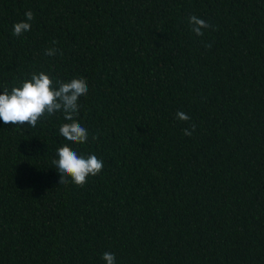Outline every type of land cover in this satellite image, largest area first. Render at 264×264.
<instances>
[{
	"label": "trees",
	"instance_id": "16d2710c",
	"mask_svg": "<svg viewBox=\"0 0 264 264\" xmlns=\"http://www.w3.org/2000/svg\"><path fill=\"white\" fill-rule=\"evenodd\" d=\"M41 71L87 81L88 140L0 121V264H264V0H0V94ZM65 144L104 163L83 187Z\"/></svg>",
	"mask_w": 264,
	"mask_h": 264
},
{
	"label": "clouds",
	"instance_id": "9594fccd",
	"mask_svg": "<svg viewBox=\"0 0 264 264\" xmlns=\"http://www.w3.org/2000/svg\"><path fill=\"white\" fill-rule=\"evenodd\" d=\"M35 18L31 10L26 11L25 19L13 25V35L21 36L31 30V21ZM191 31L198 36L204 35V29L213 27L207 21L196 15L188 18ZM53 43H56L55 41ZM210 48L211 44H205ZM62 51L52 47L45 51L46 56H55ZM89 88L84 78H73L65 82L53 80V78L41 71L33 72L30 79L22 82L21 86H15L10 91L7 87L0 94V121L5 125H21L35 128L42 117L52 116L57 112H63L64 119L70 121L63 123L59 133L71 143L84 144L88 140V130L74 118L79 111V98L88 94ZM176 118L180 121H189L190 115L183 111H177ZM195 125L191 129L185 128L186 136L192 135ZM95 138V137H93ZM56 159L52 164L61 176L59 184L69 183V178L77 187H83L89 176L100 174L104 163L95 154L87 156L79 155L69 144L57 149ZM102 259L106 264H116L115 254L105 252Z\"/></svg>",
	"mask_w": 264,
	"mask_h": 264
}]
</instances>
